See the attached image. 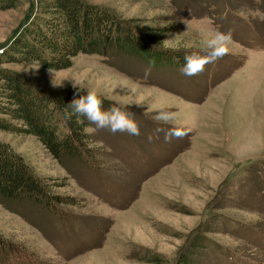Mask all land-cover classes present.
I'll use <instances>...</instances> for the list:
<instances>
[{"label": "rangeland", "instance_id": "1", "mask_svg": "<svg viewBox=\"0 0 264 264\" xmlns=\"http://www.w3.org/2000/svg\"><path fill=\"white\" fill-rule=\"evenodd\" d=\"M82 1L167 29L162 48L184 57L205 55L210 32H231L232 43L192 77L98 55L53 72L34 62L0 65L45 91L94 89L140 128L139 136L91 129L93 168L60 164L35 137L0 130L64 201L55 212L0 204V264H180L186 254L192 264H264V0ZM46 2L0 11V52ZM160 111L174 121L157 122ZM174 125L186 135L166 142L157 130Z\"/></svg>", "mask_w": 264, "mask_h": 264}, {"label": "trees", "instance_id": "2", "mask_svg": "<svg viewBox=\"0 0 264 264\" xmlns=\"http://www.w3.org/2000/svg\"><path fill=\"white\" fill-rule=\"evenodd\" d=\"M45 1V9H40L41 13L0 53V65L34 62L60 71L71 68L81 55H98L139 60L155 69L184 66L183 53L162 48L168 32L165 28L139 26L134 20H123L82 0ZM17 6L18 0H0V11ZM86 92L80 88L45 91L16 71L0 69V130L35 137L60 164L71 162L93 168L97 164L96 149L91 145L97 141L90 130L96 127L85 117L69 118L65 111L74 98ZM99 97L104 109L118 105ZM85 128H89L87 133ZM62 203L49 184L36 177L24 159L0 141V204L11 212L26 205L55 212ZM5 245L0 238V253ZM179 262L192 264V256L183 255Z\"/></svg>", "mask_w": 264, "mask_h": 264}, {"label": "clouds", "instance_id": "3", "mask_svg": "<svg viewBox=\"0 0 264 264\" xmlns=\"http://www.w3.org/2000/svg\"><path fill=\"white\" fill-rule=\"evenodd\" d=\"M259 18L264 20V14L259 15ZM164 43H167V41ZM231 43V32H221L217 30L206 34L202 40V50H204L206 54L199 55L197 53H192L186 55L184 66L180 69L181 73L188 77L199 75L204 71L206 65L222 59L227 55ZM50 71L53 72V69H50ZM147 74L148 72L146 71V75ZM74 87H78L75 82ZM68 110L71 111L69 112ZM65 111L69 118H71L72 115L85 117L89 124L95 125L97 129H108L113 134L119 132L127 133L132 136L140 135V128L131 118L132 114L116 104L104 109L103 101L94 89H88L85 95L74 98L65 108ZM154 119L157 122L169 124L174 121L175 113L160 111L155 115ZM84 131L87 133L89 128H85ZM157 131H164V140L166 142H171L173 138H183L186 135L182 127L175 125L166 131L164 129H158ZM149 140H151V137H149Z\"/></svg>", "mask_w": 264, "mask_h": 264}, {"label": "built area", "instance_id": "4", "mask_svg": "<svg viewBox=\"0 0 264 264\" xmlns=\"http://www.w3.org/2000/svg\"><path fill=\"white\" fill-rule=\"evenodd\" d=\"M1 52H2V51H1ZM1 52H0V53H1Z\"/></svg>", "mask_w": 264, "mask_h": 264}]
</instances>
